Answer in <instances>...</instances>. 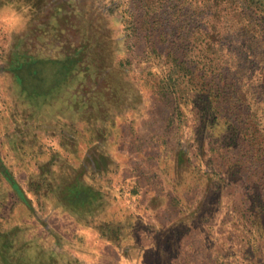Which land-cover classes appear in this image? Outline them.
<instances>
[{
  "label": "trees",
  "instance_id": "16d2710c",
  "mask_svg": "<svg viewBox=\"0 0 264 264\" xmlns=\"http://www.w3.org/2000/svg\"><path fill=\"white\" fill-rule=\"evenodd\" d=\"M87 1L89 15L76 0H0V9L11 5L31 12L43 7L55 31L62 32V22H67L74 30L80 28L84 41L82 47L70 51L52 47L51 53L43 50L30 54L15 36L4 57L14 91L36 103L33 115L55 99V108L68 117L67 129L64 131L62 125L60 136L71 141L66 140L54 152L51 146L39 149V155L52 159L43 173H35L41 176L35 184L36 200L43 205L40 192H54L57 205L70 211V220L80 225L84 222L86 230L113 243L121 257L128 258L123 245L129 242L127 231L142 229L154 237L149 250L157 255V264H168L165 259L169 253L162 252L163 236L153 224L152 211L132 212L128 206L113 209L115 200L122 199L125 180L117 187L113 185L118 165L106 144L118 118L135 120L146 108L161 105L166 114L161 132L152 135L157 152L151 171L164 181L162 195H172L178 207L179 218L166 233L174 242L176 257L170 258L171 263L201 264L189 258V252L198 248L208 251L212 264H264V150L256 147L259 136L244 126L237 110L241 79L236 78L238 70L234 68L240 56L235 50L229 51L227 58L221 55L222 37L231 39L232 35L244 39L248 50L262 48L264 53V0H224L222 4L221 0H188L189 6L205 10L198 33L192 35L178 31L169 0ZM84 14L88 15L85 22H79ZM74 20L78 22L72 23ZM214 33L219 34L217 39ZM214 40L219 43L212 50ZM218 58L226 62L217 66L214 59ZM198 60H203L201 65ZM107 68L115 71L120 81L131 84V99L125 98L113 82L118 90L115 96L100 101L98 71L103 74ZM81 78L80 87L88 85L87 97L67 108L58 104L62 92L68 95L69 88L77 84L76 90H81ZM80 92L75 91L72 97ZM62 100L67 101L65 96ZM94 103L101 105L98 112ZM73 105L76 108L72 109ZM130 109L133 111L128 116ZM85 120L95 130L90 135L85 129L88 145L83 156L62 159L63 148L70 152L78 149L81 121ZM91 148L97 150L96 156L87 154ZM57 166L67 167L62 182L53 172ZM8 167L0 155V174L31 209L32 197L26 195ZM136 190L133 185L132 192ZM99 206L102 214L95 221ZM20 228L15 225L12 229ZM187 231L190 234L183 237ZM84 232L77 237L83 239ZM16 234L14 231L13 236ZM12 242L0 230V264H55L49 260L54 258L51 251L46 254L48 259L37 263L26 249L28 241L17 249ZM136 254L141 257L139 249Z\"/></svg>",
  "mask_w": 264,
  "mask_h": 264
},
{
  "label": "rangeland",
  "instance_id": "374dc122",
  "mask_svg": "<svg viewBox=\"0 0 264 264\" xmlns=\"http://www.w3.org/2000/svg\"><path fill=\"white\" fill-rule=\"evenodd\" d=\"M76 1L81 4L84 13L89 15L86 13L88 1ZM172 1H175V6H173ZM222 3L224 0L220 1V4ZM168 4H170L169 11H173V17L176 19L178 31L190 35L194 32L198 33L197 25L204 19L205 10L202 12L198 6H192V4L189 6L188 0H169ZM20 10L11 5L3 6L0 9V54H3V60L0 55V155L6 165L9 166L8 168L16 181L26 190V195L32 197L30 200L32 210L14 194L8 181L0 174V230L6 232L12 239L15 249L21 246L20 244L23 242L28 241L29 244L26 249L29 250L30 257L38 261L37 263L48 259L46 254L51 251L54 258L49 260L50 263L54 262L55 264H157V255L149 250V245L153 243L154 237L144 230L132 229L127 231L129 242L123 245L128 258L121 257L113 243L104 241L92 230H86L85 225L83 226L84 222L80 225L79 222L70 220V211L65 209L63 205H57L54 192L44 190L40 192L41 198L39 199L42 200L43 205L36 200L34 196V192L37 190L35 184L37 180L41 179V176L35 173H43L44 168L50 164L49 161L52 159V156L48 158L49 155H39V149L41 146H51L54 152L66 140L68 143L71 141L68 137L64 139L60 136L62 133L61 126L66 127L68 117L66 118L60 109L55 108L57 102L55 99L47 101V106L44 104L40 111L33 115L32 112L37 107L36 103L14 91L11 73L5 69L4 57L8 53L15 36L20 37L21 43L23 42L22 45L30 54L43 50L51 53L52 47H58L62 51H70L77 46L81 45L82 47L84 41L81 37L80 28L74 30L67 22H62V32L55 31L52 21L48 18L49 14L42 12L44 11L43 7L31 12ZM41 12L42 16L37 18ZM87 16L81 18L79 22H85ZM75 22L78 21L74 20L72 23ZM226 33H229L227 28ZM214 34L215 39H217L219 34ZM222 42L223 51L221 55L223 58L231 55L228 54L231 50H235L240 56L238 66L235 65L237 68H234L238 70L236 78L241 79V104L237 110L240 111L239 116L244 126L259 136L260 142L256 143V147L264 150V58H259L263 57L264 53L260 52L262 48L248 50L244 39L236 35H232L231 39L222 37ZM218 43V40L212 42V50ZM213 54L214 52L211 55ZM202 61L198 60L197 62L201 65ZM214 61L217 66L226 62L219 58L214 59ZM114 72L110 68L105 69L103 74L102 71H98L101 73L97 77V87L100 86L102 89L101 95L98 96L101 102L104 98H113L118 90L128 99H131V95L134 94L131 84L120 81ZM113 82H115L117 91H115L116 87L114 88L111 84ZM91 83L92 79L88 84ZM80 84H82V78L79 81L81 90H76L77 84L74 88H69L68 95L62 92L61 102L58 100V104L67 108L70 104L82 101L84 96L87 97L85 91L88 85H84L85 88L82 89ZM75 91L81 92L79 96L76 94L73 98L72 95ZM64 96L67 99L65 103L62 100ZM74 105L72 109L76 108ZM93 106L95 107L94 111L97 110L98 112L101 109V105L100 108L95 103ZM132 111L133 109H130L126 115L129 116ZM164 111L160 105L155 106L152 110L146 108L144 115L135 120L118 118L116 127L107 137L106 144L115 156L118 165V171L113 178V185L117 187L125 180L122 199L115 200L113 209L115 210L119 206H128L132 212L147 214L152 211L150 217L154 222L153 224L161 229L160 233L163 236L160 240L162 252L163 254L169 253L165 261L168 260L166 263L172 264L171 260L176 257L174 242L171 241L173 238L167 236L166 233L168 230H172L171 227L175 224V220L179 218L178 207L171 197L172 195L168 197L162 195L164 193V181L151 171L154 170L153 165L156 163L157 152V146L152 135L154 132H161L166 114ZM88 124L86 120L81 121V133L79 134L81 136L76 142V147L79 150L70 152L63 148L62 159H73L75 155L83 156L85 145H88L85 129H88L90 135L95 130ZM95 126L98 127L96 124ZM66 129L67 127L64 131ZM89 150V152L87 151L88 155L96 156L98 153L94 148ZM40 166L43 168L40 169ZM66 168L58 166L53 168V172L57 174L56 179H60V182L63 181L62 177L65 176ZM133 185L137 192H132ZM125 200L128 202L125 203ZM102 210L103 208L100 210V206L95 210L96 217L93 216V220L98 221L100 219ZM180 217L182 218V216ZM15 225L18 228L21 227L20 231L12 229ZM14 231L18 234L13 236ZM49 231L57 235L45 236L47 235L46 232ZM79 232H84L83 239L77 237ZM190 232H184L183 237H187ZM58 240L60 244H58ZM54 243H56L55 250L52 249ZM138 249L141 257L136 254ZM189 254V258L195 259L196 263L212 264L209 261L208 251L194 248ZM158 263H160V259Z\"/></svg>",
  "mask_w": 264,
  "mask_h": 264
}]
</instances>
